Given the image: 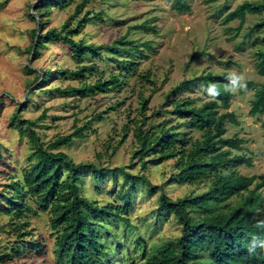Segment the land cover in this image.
<instances>
[{
    "label": "rangeland",
    "instance_id": "obj_1",
    "mask_svg": "<svg viewBox=\"0 0 264 264\" xmlns=\"http://www.w3.org/2000/svg\"><path fill=\"white\" fill-rule=\"evenodd\" d=\"M37 1L0 0V190L35 159L28 136H21L17 126L10 121L14 110L22 105L21 115L33 120L46 110L47 116L39 120V126H36L42 140L48 143L57 135L70 133L88 123L85 136L76 138L71 145L62 146L60 150L66 151L76 161H93L109 168L125 166L134 174L143 172L148 178L139 181L131 191L133 207L129 218L136 227L124 230L122 222L119 226H112L113 233H124L126 238L134 240L133 245L140 236L147 241L148 247L176 236L180 233L181 224L173 215L163 220L157 219L155 209L161 191L153 189V184H161L166 193L176 198L205 190L209 179L203 178L196 183L183 181L176 174L173 160L150 164L142 171L134 155L138 140L133 127L135 121L142 118L141 111L148 116L146 128L152 122L159 124L168 121L166 123L171 125L180 121L179 117L167 112L171 106L165 105L166 94L188 78V88L180 90L179 97H200L198 103L208 99L206 85L190 80L207 71H236L243 73L246 80L253 81L251 88L246 86V89L233 93L231 106L227 110L235 112L239 123L227 121L226 136L245 138L242 152L253 158V165H240L238 171L248 175H264V128L261 125L264 113L250 114L254 91L264 84V75L257 70L255 55L259 46H264V28L249 34L254 23L264 19V10L248 13L245 23L237 32L234 28L239 24V19L228 23L223 19L228 10L244 0H186L191 6L188 11H180L181 5L178 3L181 0L178 5L174 0H87L77 17H82L86 11H90L91 15L102 11L101 18L84 23L75 37L84 38L95 45L114 42L115 45L101 48L100 55L91 53L82 60H76L70 46L60 41H50L33 59L27 48L32 42L30 29L40 27V17L33 7ZM79 1L59 2L53 6L46 27H60ZM75 22L77 20H73ZM142 22L156 27L150 30L133 27ZM123 40H132L140 45L145 41L151 44V47L143 46L145 55L135 52L136 67L132 70L119 61L130 59L129 53L115 54L116 44L119 42L121 45ZM130 43L126 42L124 48H129ZM196 51H205V54L197 56L187 65ZM90 62L96 64L97 71L88 73L86 78L57 72L61 68L75 69L80 64ZM27 63L38 73L42 72L41 68H50L55 72L40 87L39 81L32 84L34 73L27 71ZM112 73L118 74L122 83L120 87H112L106 92L64 95L57 91L59 86L93 82ZM144 98H148L145 109L142 104ZM219 110L223 112L226 109L220 107ZM99 113L104 118L93 119ZM127 125L129 130L123 137ZM190 132L195 137L201 134L197 129ZM124 178L123 172H107L106 177L99 179L94 173L83 171L79 184L82 192L91 200H97L100 204H122L119 194L128 186L123 185ZM26 199L37 208L33 196L27 195ZM5 204L0 199V205ZM254 218H264V203ZM49 219L50 215L46 212H30L23 220V223L29 222V226L25 227L29 233L23 235L22 230L19 233L15 231V221L11 216L0 212V252L8 251L12 255L17 242L23 246L24 242L36 240L43 245V255L29 251L3 264H58L54 255L56 235ZM125 244L122 240L124 254L128 252ZM129 251L137 260L141 257V252L132 245Z\"/></svg>",
    "mask_w": 264,
    "mask_h": 264
},
{
    "label": "trees",
    "instance_id": "obj_2",
    "mask_svg": "<svg viewBox=\"0 0 264 264\" xmlns=\"http://www.w3.org/2000/svg\"><path fill=\"white\" fill-rule=\"evenodd\" d=\"M69 1L38 0L35 3V14L40 17V33L37 37V27L30 29L32 42L27 48L33 59L39 56L41 49L50 41H60L70 46L76 60H82L91 53L100 55L101 48L115 45V42L95 45L84 38L75 37L84 23L101 18L102 11L92 15L90 11H86L82 17H77L87 0L79 1L60 27H46L53 6ZM174 1L177 4L180 0ZM178 4L181 5L180 11L191 9L186 0H181ZM263 10L264 0H244L228 10L223 21L228 23L239 19V24L234 28L239 32L248 13H260ZM31 15L36 19L34 14ZM73 20L77 22L73 23ZM154 26L142 22L133 27L150 30ZM261 28H264V19L255 22L249 34ZM126 42H131L129 48H124ZM126 42H120L123 46L119 42L116 44L115 54L129 53L130 59L119 61L128 70H132L136 67L133 57L135 52L145 55L143 46L151 47V44L145 41L141 46L132 40ZM202 54L205 51H196L187 61V65ZM255 55L257 70L264 75V46H259ZM25 67L28 72L34 73L32 84L39 81L40 87L55 72L50 68H41L42 72L38 73L28 63ZM94 71H97V66L90 62L80 64L75 69L61 68L57 72L86 78L88 73ZM227 74L207 71L190 78L196 84L206 85V93L212 84L220 91L214 99L207 93L208 99L200 103L197 102L200 97H179L180 90L188 88V78L174 86L166 94L165 105L171 106L168 113L181 119L175 124L170 125L166 123L168 121L159 124L152 122L146 128L148 116L141 111L142 118H138L133 127L138 140L134 155L139 160L142 171L150 164L173 160L176 174L183 181L196 183L203 178L209 179L205 190L176 198L166 193L161 184H153V189L161 191L159 204L155 209L157 219L163 220L173 215L181 224L180 233L176 236L163 239L157 246L148 247L147 241L140 236L133 245L134 240L126 238L124 233H113L112 226H119L122 222L124 230L127 227H136L129 218L133 207L131 191L137 187L139 181H146L148 178L143 172L134 174L125 166L109 168L93 161H76L60 149L62 146L71 145L76 138L85 136L84 130L88 123L70 133L59 134L47 143L36 130L39 120L47 116L46 110L33 120L21 115L22 105L14 110L10 121L17 126L21 136H28L35 159L0 190V199L6 203L4 206L0 205V212L10 215L15 221V231L19 233L22 230L23 235L29 233L25 230L29 222L23 223L27 214L38 211L49 214L52 230L56 235L54 255L58 264H264V218H254L264 203V175L243 174L237 169L240 165H253V158L242 152L245 138L237 135L226 136V122L239 123L235 112L227 110L233 96V93L224 90L230 83ZM121 83L119 75L112 73L107 78L99 77L93 82L83 81L79 85L59 86L57 91L64 95H86L106 92L112 87H120ZM246 85L251 88L253 81L246 80ZM147 102L148 98H144L143 109L147 107ZM220 107L226 110L220 112ZM258 113H264V84L255 89L251 99L250 114ZM103 118L104 115L99 113L93 119ZM261 125L264 128V119ZM192 129L201 131V134L193 136L190 132ZM128 130L127 125L124 127L123 137H126ZM83 171L94 173L99 179L106 177L107 172H123V185H128L122 191L124 193L119 194L123 203L100 204L97 200L89 199L79 184ZM27 195L35 198L37 208L26 199ZM122 240L126 243L124 248L128 250L125 254ZM130 245L141 252L138 260L129 251ZM42 248L41 242L36 240L24 242L23 246L17 242L12 255L8 251L0 252V264L29 251L43 255Z\"/></svg>",
    "mask_w": 264,
    "mask_h": 264
},
{
    "label": "clouds",
    "instance_id": "obj_3",
    "mask_svg": "<svg viewBox=\"0 0 264 264\" xmlns=\"http://www.w3.org/2000/svg\"><path fill=\"white\" fill-rule=\"evenodd\" d=\"M227 77L229 79V85L225 86V91L230 93H236L238 91L246 89V79L243 73H239L236 71H230L227 74ZM207 93L210 98H215L220 94L219 89L215 84H212L208 87Z\"/></svg>",
    "mask_w": 264,
    "mask_h": 264
},
{
    "label": "water",
    "instance_id": "obj_4",
    "mask_svg": "<svg viewBox=\"0 0 264 264\" xmlns=\"http://www.w3.org/2000/svg\"><path fill=\"white\" fill-rule=\"evenodd\" d=\"M39 33H40V27L38 26V28H37V37H38ZM37 37H36V39H37ZM30 65H31V61H30Z\"/></svg>",
    "mask_w": 264,
    "mask_h": 264
}]
</instances>
